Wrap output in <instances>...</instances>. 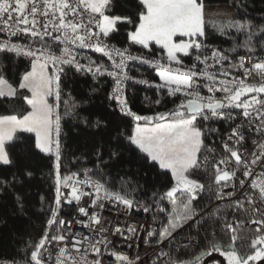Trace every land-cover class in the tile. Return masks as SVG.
I'll use <instances>...</instances> for the list:
<instances>
[{
    "label": "snow or ice",
    "instance_id": "6c2138e0",
    "mask_svg": "<svg viewBox=\"0 0 264 264\" xmlns=\"http://www.w3.org/2000/svg\"><path fill=\"white\" fill-rule=\"evenodd\" d=\"M139 3L142 11L134 23L129 17L108 14L111 0H0V55L31 60L30 70L19 78L16 86L0 72V98L19 97L30 109L21 114L0 115V165L13 164L7 145L18 139V133L33 134L34 147L53 157L54 206L50 208L43 235L29 246L27 264H51L52 253L46 245L53 242L59 246L55 264H102V248L117 264H137L139 256L133 260L108 248L112 243L109 235L131 240L138 236L137 228L116 224L109 230L103 225L100 212L105 209V202H109L110 208L115 206L117 211L122 208L125 213L135 208L149 212L153 204L158 213H165L164 201L172 205L167 223H161L159 229H145L147 237L155 238L156 244L169 241L189 221L210 228L212 236L207 248L191 260H173L171 264H201L202 258L212 252L219 253L227 264H260L264 261V26L247 18L213 22L211 27L221 35L227 36L234 30L244 36L243 43H234L225 50L206 43L204 0H139ZM119 24L133 25V30L127 33L130 44L148 51L153 45L159 46L160 55L150 59L133 54L127 47L109 44L107 41L118 31ZM49 41L56 45L58 53L52 50ZM239 48L251 56L247 64L242 55L232 59L231 54ZM78 49L101 53L109 63L80 56ZM185 58L191 62L186 63ZM132 62L154 68L158 81L130 75ZM66 66L92 74L94 79L111 78L107 99L133 122L125 137L127 144L142 153L149 165L171 173L174 183L163 194L154 193L153 204L136 201L131 191L112 190L106 181L94 179L89 168L82 170L83 178L81 172L61 174L58 108L60 80ZM250 77L257 82H249ZM129 82L165 91L167 96L179 98V103L174 101L175 106L169 111L140 115L129 103ZM50 97L55 104L49 103ZM155 103L161 101L157 99ZM207 121L227 123L228 127L222 132L206 130ZM101 126L97 122L96 127ZM209 132L216 135L215 147L205 142ZM253 135L258 139H252ZM246 136L253 146L250 152L246 148L241 151ZM108 155L113 160L120 153L110 150ZM96 157L97 168L106 163L99 150ZM257 167L261 171L257 172ZM201 170L211 177L207 188L193 178ZM16 179L12 177V181ZM10 186L9 181L0 180V192ZM205 191L211 192V199L225 207L216 205L214 210L197 211L193 202ZM14 196L22 212L24 197L15 193ZM85 197L88 207L80 206L75 212L86 219H76V224L89 229V234L71 231V220L68 229H64V219L58 220L61 207L68 206L66 214L74 216L71 209ZM239 212L248 216L237 219ZM246 223L255 226L250 236L240 234ZM217 235L224 239L217 240ZM89 253H94L95 258L89 260ZM159 256L168 253L161 251ZM152 264H157L156 260Z\"/></svg>",
    "mask_w": 264,
    "mask_h": 264
},
{
    "label": "trees",
    "instance_id": "16d2710c",
    "mask_svg": "<svg viewBox=\"0 0 264 264\" xmlns=\"http://www.w3.org/2000/svg\"><path fill=\"white\" fill-rule=\"evenodd\" d=\"M204 4H229L242 17L264 19V0H204ZM140 11L142 7L139 0H111L108 14L126 16L136 23ZM132 30L133 25L119 24L118 31L108 40L121 46H129L147 56L160 55L159 46L153 45L151 51H148L140 45L130 44L127 33ZM206 33L208 34L206 43H213L214 38L211 33L209 31ZM94 57L98 58L96 55ZM185 60L190 59L185 58ZM30 64V60L21 57L0 55V72L15 85L23 73L30 69ZM130 74L137 79L149 78L158 81L155 69L146 64L131 65ZM111 84V78L108 77L94 79L92 75L78 72L73 68L64 69L60 80L61 95L58 108L61 117V174L82 173L83 169L89 168L93 170L94 178L106 181L111 189L131 191L134 198L144 205L153 204L155 199L153 194H163L174 181L170 172L149 165L142 153L127 144L125 137L129 134L133 122L130 117L120 114L115 109V105L108 101L107 95L111 90ZM25 93L27 92L23 94ZM128 96L133 111L140 115L169 111L174 108L175 103H179V98L169 97L165 91L133 82L128 84ZM52 99L54 103L55 100ZM157 99L161 101L160 104L155 103ZM26 110L28 106L19 97L0 98V115L21 114ZM97 122L102 126L96 127ZM204 127L206 130L217 129L222 132L228 124L207 121ZM17 135L18 139L7 145L13 164L0 165V180H7L11 184L0 192V258L9 259L13 264H27L30 258L29 246L36 243L47 228L50 208L54 206L55 182L52 175L53 157L34 147L33 134L18 133ZM208 136L206 144L215 147L213 142L216 141V135L209 132ZM98 150L106 162L100 164L99 168L96 157ZM110 150L118 151L119 158L109 160ZM210 169L209 166V173ZM26 172H31L32 175L27 176ZM13 176L17 178L16 181H12ZM193 178L204 183L206 188L211 181L210 175L202 170ZM14 193L24 197L22 212L17 208ZM211 196L212 193L209 191L200 193L199 199L193 202V207L197 211L204 212L209 209L214 210L216 205L225 207V204L213 201ZM162 203L167 210L165 213H158L154 204L153 210L148 212L155 228L161 223H167L166 216L172 212L170 203L167 201ZM240 214L244 212H239L237 215ZM200 224L203 225L204 221H200ZM55 228L56 226H53V232ZM252 231L243 226L240 234L250 236ZM210 232V228L189 221L173 233V238L191 237L198 240V245L179 252L170 251L168 258L165 261L156 260L157 264H171L173 260H191L207 248L208 241L212 239ZM216 239L224 238L217 235Z\"/></svg>",
    "mask_w": 264,
    "mask_h": 264
},
{
    "label": "built area",
    "instance_id": "2783aa9c",
    "mask_svg": "<svg viewBox=\"0 0 264 264\" xmlns=\"http://www.w3.org/2000/svg\"><path fill=\"white\" fill-rule=\"evenodd\" d=\"M107 42L111 45L116 46L117 48L127 47L130 49V51L133 54L143 55V56L148 57L150 59L155 58L153 56H147L144 53L139 52L137 50H133L129 46H121L118 43H114V42H111L109 40ZM49 43L52 44V50L54 52L58 53L59 49L56 47V45L54 43H52L51 41H49ZM209 45L216 46L213 43H210ZM77 51H78L80 56L90 57L91 59L96 60L98 63H104L106 65L109 63L106 57H104L101 53L94 52L92 49H78ZM93 55L98 56V58H95ZM237 55L244 56L246 64L251 60V56L247 53H242V54L232 53L231 54L232 59L235 60ZM257 55H259V52H257ZM21 58L26 59V60H30V58H28V57L21 56ZM81 62H83V61H81ZM185 62L190 63L191 61L185 60ZM133 64H141V63L132 62V65ZM65 68H67V66ZM81 73H83V72H81ZM85 74H89V73H85ZM237 74H239V73H237ZM89 75H92V74H89ZM144 79L152 81L149 78H144ZM249 82H257V81L253 80L250 77ZM55 103H56V101H54L53 104H55ZM235 114L236 113L234 112V115ZM251 138L252 139H258V137H256L255 135H253ZM252 147L253 146L251 145V139L246 136L245 144L241 148V151H244V149L246 148L250 152L252 150ZM210 171H211V169H210ZM256 171L259 172V171H261V169L259 167H257ZM238 175H239V173H238ZM81 178H83L82 173H81ZM94 179H96V178H94ZM249 179H251V178H249ZM210 183H211V181H210ZM136 201H138V200H136ZM216 203L224 205L220 201H216ZM88 205H89V201H88L87 197H85L84 200H82L79 205H74L73 208L71 209L74 213V216H70V215L66 214L69 211V209H68V206L63 205L61 207L58 218L64 219V221H65L64 229H68V221L71 220L72 221L71 231H73V232L79 231L83 235H88L89 231H90L89 229L82 228L80 225L76 224V219L83 220L86 218L75 212L76 208H78L80 206L88 207ZM246 207H247V205H246ZM89 211L91 213V208H89ZM100 215L102 217L103 225L105 227H108L109 230H111V227L116 225V224H119L120 226L125 227V228H127L129 225H134L137 228L138 236H134L131 240H125L123 237H121L119 235H116V236L109 235V237H108L109 240L112 241V243L108 246L109 250H115L118 252L125 253L130 257V259H133V260L135 259L136 256H139L140 260L137 261V264H152V261L157 260V257L159 256V253L161 251L167 252L169 254L170 251L179 252L182 249H185L187 247L198 245V240L193 239L191 237H186V236L178 237V238L172 237L169 241H165V243L163 245L156 244L155 240L153 238H148L146 235V232H145V229H150V228L154 227L155 225H154L151 217L149 216V213L144 212L142 209H139V208H135L132 211L125 213L122 208L119 211H117V208L115 206L110 208L109 202H105V209L102 212H100ZM247 216H248V213L244 212V214L237 215L236 218L237 219H244ZM257 218H259V217H257ZM109 222H111V223H109ZM96 227H98V226H96ZM159 227H160V225L157 226V229H159ZM244 227H247L251 230H254V228H255L254 225H250L247 223L244 225ZM125 235H128V233L125 232ZM97 238H99V237H97ZM129 243H131V245H132L131 247L127 246ZM46 247L52 253L53 260H52L51 264H55V256L58 253L59 246H57L55 244V242H53L50 245H46ZM102 253H103L102 264H117V262H115L114 257L109 256L108 252L105 251L103 248H102ZM45 256H47V253H45ZM88 258H89V260L94 259L95 254L89 253ZM167 258H168V256H159L158 260L165 261ZM0 264H13V262L9 259L0 258Z\"/></svg>",
    "mask_w": 264,
    "mask_h": 264
},
{
    "label": "rangeland",
    "instance_id": "374dc122",
    "mask_svg": "<svg viewBox=\"0 0 264 264\" xmlns=\"http://www.w3.org/2000/svg\"><path fill=\"white\" fill-rule=\"evenodd\" d=\"M245 18L252 20L254 22V24H256V25L264 26V19H254V18H250V17H242L236 13V11L234 10L232 5H229V4H212V5L205 4L206 31H209L211 33V35L213 36V38H217L222 43H227L229 45H232L234 43L240 44V43H243L244 36L242 34L237 35L234 30H232L230 32V34L227 36L221 35L220 33L216 32L211 27V24L213 22H215V23H226L227 21H229L231 19H245ZM216 46L220 47L218 45H216ZM220 48L224 49L223 47H220ZM243 50L246 52V50L244 48H243ZM4 76L6 77V75H4ZM9 82L12 83L14 86H16L10 80H9ZM25 94L30 95L29 93H25ZM49 103H53V99L51 97L49 98ZM28 110H30V109H28Z\"/></svg>",
    "mask_w": 264,
    "mask_h": 264
},
{
    "label": "water",
    "instance_id": "95a60500",
    "mask_svg": "<svg viewBox=\"0 0 264 264\" xmlns=\"http://www.w3.org/2000/svg\"><path fill=\"white\" fill-rule=\"evenodd\" d=\"M201 264H209L212 261L219 260L221 264H227L224 257H222L219 253L217 252H212L211 255H206L204 258H202ZM260 264H264V261L260 262Z\"/></svg>",
    "mask_w": 264,
    "mask_h": 264
},
{
    "label": "crops",
    "instance_id": "0c3cea01",
    "mask_svg": "<svg viewBox=\"0 0 264 264\" xmlns=\"http://www.w3.org/2000/svg\"><path fill=\"white\" fill-rule=\"evenodd\" d=\"M231 9H232V8H231ZM213 44L218 45V46H220V47H223V48L226 49V50H227V49H230V48L233 47V45H234V44L229 45V44H227V43H222V42H220L217 38H214V42H213ZM235 44H238V43H235ZM242 53H247V52H245V51L243 50V48H239L236 54H242Z\"/></svg>",
    "mask_w": 264,
    "mask_h": 264
},
{
    "label": "flooded vegetation",
    "instance_id": "af4514ba",
    "mask_svg": "<svg viewBox=\"0 0 264 264\" xmlns=\"http://www.w3.org/2000/svg\"><path fill=\"white\" fill-rule=\"evenodd\" d=\"M238 247H239V243H238V245H237ZM204 258V257H203ZM203 260V259H202ZM226 261V260H225ZM202 262V261H201ZM212 264L213 263H215V264H221V262L219 261V260H215V261H212L211 262ZM211 263H209V264H211ZM226 263H227V261H226Z\"/></svg>",
    "mask_w": 264,
    "mask_h": 264
}]
</instances>
